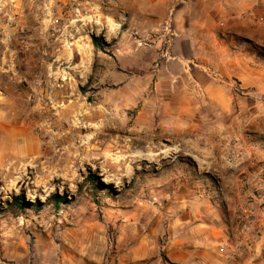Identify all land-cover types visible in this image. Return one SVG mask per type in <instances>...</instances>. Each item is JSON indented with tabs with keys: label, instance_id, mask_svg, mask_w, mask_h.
<instances>
[{
	"label": "rangeland",
	"instance_id": "1",
	"mask_svg": "<svg viewBox=\"0 0 264 264\" xmlns=\"http://www.w3.org/2000/svg\"><path fill=\"white\" fill-rule=\"evenodd\" d=\"M20 1L28 43L46 54L31 75L20 55L0 61V264H185L174 247L264 255V89L251 88L242 121L253 153L219 151L194 135L212 125L161 124L147 96L117 101L97 57L111 52L91 43L100 22L85 18L108 0ZM140 41L146 54L152 40ZM24 135L33 153L20 157L3 141Z\"/></svg>",
	"mask_w": 264,
	"mask_h": 264
},
{
	"label": "crops",
	"instance_id": "2",
	"mask_svg": "<svg viewBox=\"0 0 264 264\" xmlns=\"http://www.w3.org/2000/svg\"><path fill=\"white\" fill-rule=\"evenodd\" d=\"M106 2L105 7L99 6L98 13H86L85 18L100 22L98 30L109 46L106 51L111 52L110 56L105 52L97 55L100 75L103 81L114 80L111 88L117 92V101L139 102L147 96L150 103L160 102L155 105L153 116L163 120L161 124L188 127L192 131L212 125L210 130L203 127L194 135L207 141L214 139L212 142L217 137L224 140L223 144L215 142L219 151L228 153L227 145L233 144L237 153H253L242 121L252 116L251 88L264 89V24L247 16L264 18V0ZM22 7L20 0L14 3L0 0V43H4L0 44V61L8 55L12 63L14 57L20 55L19 62L31 75L30 72L43 63L46 51L29 45L35 33L21 25L29 20L21 13ZM142 39L152 40L146 54L140 48ZM161 46L165 53L162 55ZM160 57L163 60L158 65ZM2 68L0 64V71ZM0 94L5 96L4 92ZM255 113L259 117L264 115L259 108ZM2 129L6 131L4 126ZM20 139L23 143H17ZM6 141L13 142L14 146L20 144L15 147L17 156L33 153L29 148L32 139L28 135L8 136L3 142ZM244 169L232 174L236 182L244 178L240 176ZM174 249L176 252L169 258L185 264H264V255L251 257L242 253L225 257L203 251L185 254L181 248Z\"/></svg>",
	"mask_w": 264,
	"mask_h": 264
},
{
	"label": "trees",
	"instance_id": "3",
	"mask_svg": "<svg viewBox=\"0 0 264 264\" xmlns=\"http://www.w3.org/2000/svg\"><path fill=\"white\" fill-rule=\"evenodd\" d=\"M91 43H92V46L94 47L96 53L98 51H104V49L108 46L102 37L100 38V37H96L94 35L91 36ZM96 63H97V59H95L94 64H93V73L95 72ZM90 81H91V78H89L88 83H90ZM93 179H95L97 182H99V180L96 177H94ZM55 198H58V197H55Z\"/></svg>",
	"mask_w": 264,
	"mask_h": 264
},
{
	"label": "built area",
	"instance_id": "4",
	"mask_svg": "<svg viewBox=\"0 0 264 264\" xmlns=\"http://www.w3.org/2000/svg\"><path fill=\"white\" fill-rule=\"evenodd\" d=\"M247 17L250 20H253L254 22H257V23H260V24H264V18H262V17H259L258 18V17H255V16L251 15V14H249ZM61 22H62V19H55L52 22V25H54L55 27H58V26H60ZM215 142L216 143L223 144L225 141L224 140H221L219 137H217L216 140H215ZM227 146L229 147L230 145H227ZM229 150L231 151L232 149H229Z\"/></svg>",
	"mask_w": 264,
	"mask_h": 264
},
{
	"label": "bare ground",
	"instance_id": "5",
	"mask_svg": "<svg viewBox=\"0 0 264 264\" xmlns=\"http://www.w3.org/2000/svg\"><path fill=\"white\" fill-rule=\"evenodd\" d=\"M115 162H117V161H115ZM116 164V163H115ZM101 175H102V173H101ZM59 178H61L60 176H55V179H54V181H56L57 179H59ZM103 182L105 183V184H107V185H110V184H112L113 182H114V179H113V177L111 176V175H104L103 174ZM29 195V194H28ZM28 197V196H27ZM29 197L30 198H34V196H32V195H29ZM48 197V196H47Z\"/></svg>",
	"mask_w": 264,
	"mask_h": 264
}]
</instances>
